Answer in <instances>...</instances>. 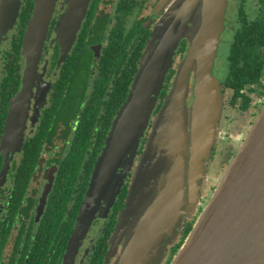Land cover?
Wrapping results in <instances>:
<instances>
[{
  "label": "flooded vegetation",
  "instance_id": "1",
  "mask_svg": "<svg viewBox=\"0 0 264 264\" xmlns=\"http://www.w3.org/2000/svg\"><path fill=\"white\" fill-rule=\"evenodd\" d=\"M35 8V0H21L0 44V264H118L124 246L114 234L154 121L190 52L191 0H91L76 37L64 29L68 0H58L41 57L28 75L23 44ZM187 18L188 33L179 39L132 162L119 166L96 195L97 165L144 56ZM224 25L214 67L224 95L221 139L211 153L221 158L222 173L242 143L236 144L240 129L244 141L264 106V0H229ZM232 133L235 143L223 145ZM207 176L203 202L219 177ZM196 220L185 219L156 264L171 263Z\"/></svg>",
  "mask_w": 264,
  "mask_h": 264
},
{
  "label": "water",
  "instance_id": "2",
  "mask_svg": "<svg viewBox=\"0 0 264 264\" xmlns=\"http://www.w3.org/2000/svg\"><path fill=\"white\" fill-rule=\"evenodd\" d=\"M35 1L23 44L28 75L41 57L58 0ZM90 1L68 0L67 36L75 32L76 37ZM20 2L0 0V44L19 14ZM228 3L191 0L190 52L179 63L172 91L154 121L114 234L116 244L124 246L118 264H155L178 236L185 218L194 215H198L195 225L170 264H264V106L208 203L202 201L205 162L221 134L224 95L214 67ZM190 21L171 28L167 21L165 36L144 56L128 105L116 118L109 147L97 165L95 192L104 190L100 187L119 166L132 162ZM117 142L122 143L120 148Z\"/></svg>",
  "mask_w": 264,
  "mask_h": 264
},
{
  "label": "rangeland",
  "instance_id": "3",
  "mask_svg": "<svg viewBox=\"0 0 264 264\" xmlns=\"http://www.w3.org/2000/svg\"><path fill=\"white\" fill-rule=\"evenodd\" d=\"M191 101H192V95L190 96V99H189V103H191ZM222 111H223V109H222ZM221 118H222V113H221ZM220 122H221V120H220ZM220 128H221V124H220ZM251 128V127H250ZM231 130H233L234 132H235V127H233V128H229V131H231ZM240 132L241 133H239V136H238V139H239V141H236V144L238 145V143L240 144L241 142H243L242 141V139L244 138V133H245V130H241L240 129ZM247 135V134H246ZM220 139H221V134H219V136H218V139L216 140V141H218V143L220 142ZM229 140H232L234 143H235V133H232V135H231V139L230 138H226V137H224L223 138V140H222V143H223V145H225ZM118 143V148H120L121 146H122V143H120V142H117ZM216 143V142H215ZM215 145V144H214ZM117 147V146H116ZM225 147V146H224ZM117 148V152L119 151V149ZM225 149V148H224ZM212 150H213V148H212ZM113 151L115 152L116 151V148H113ZM211 153H212V151H211ZM210 156H211V154H210ZM209 158H211L210 159V161L208 162V165H209V170H208V174L209 175H216V176H219V177H215L214 178V181H219V179L218 178H220L222 175H223V173L225 172V170L223 171V173L221 172V171H217V169H220L221 168V163H220V161H221V158L219 157V156H211V157H209ZM208 160V159H207ZM206 160V161H207ZM210 165H211V167H210ZM228 166V165H227ZM205 167H206V162H205ZM227 168V167H226ZM207 173H205V178L206 179H208V176H207ZM211 173V174H210ZM204 178V179H205ZM203 179V178H202ZM201 179V180H202ZM203 179V180H204ZM201 180H200V184H201ZM202 180V181H203ZM218 183V182H217ZM217 186V185H216ZM215 186V187H216ZM201 190H202V185H201ZM100 192V190H97L96 192H95V194L97 195L98 193ZM213 192V191H212ZM212 192H209L207 195H204L205 197H206V199H207V201L206 202H203V204L205 203V205H206V203H208V201H209V199H210V197H211V193ZM203 208H201V210H202ZM162 261V259L161 260H158V261H156L155 262V264L157 263V262H161Z\"/></svg>",
  "mask_w": 264,
  "mask_h": 264
},
{
  "label": "trees",
  "instance_id": "4",
  "mask_svg": "<svg viewBox=\"0 0 264 264\" xmlns=\"http://www.w3.org/2000/svg\"><path fill=\"white\" fill-rule=\"evenodd\" d=\"M194 216H197V218H198V215H194ZM194 216H192L191 218H193ZM186 218H190V217H186ZM186 218H185V219H186ZM184 222H185V220H184ZM183 224H184V223H183ZM182 227H183V226H182ZM180 229H181V228H180ZM180 229H179V230H180ZM179 234H180V232H179ZM179 234H178V236H179ZM178 236H177V237H178ZM177 237H176V238H177ZM176 238H175V239H176ZM172 242H173V241H172ZM178 251H179V250H177V252H178ZM177 252H176V253H177ZM176 253H175V254H176ZM171 262H172V261H171ZM169 264H170V263H169Z\"/></svg>",
  "mask_w": 264,
  "mask_h": 264
}]
</instances>
